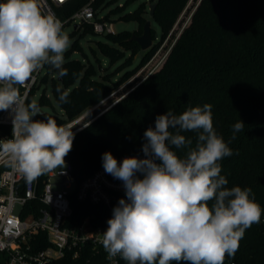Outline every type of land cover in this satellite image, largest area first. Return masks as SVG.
<instances>
[{
  "label": "clouds",
  "instance_id": "1",
  "mask_svg": "<svg viewBox=\"0 0 264 264\" xmlns=\"http://www.w3.org/2000/svg\"><path fill=\"white\" fill-rule=\"evenodd\" d=\"M70 43L61 21L42 12L40 0H0V111L12 113V136L0 140V160L29 183L65 168L74 133L52 118L33 119L40 106L34 100L25 104L18 86L44 65L66 76ZM57 92L67 103L69 93L59 87ZM244 126L239 119L226 142L214 129L211 104L179 115L168 110L145 130L143 158L118 162L111 152L103 153L105 172L122 182L126 197L103 232L107 258L119 256L127 264H224L234 257L246 230L264 213L251 188H229L221 175L219 162L233 155L229 144ZM182 132L197 133L194 147ZM173 148L187 149L185 157Z\"/></svg>",
  "mask_w": 264,
  "mask_h": 264
},
{
  "label": "trees",
  "instance_id": "2",
  "mask_svg": "<svg viewBox=\"0 0 264 264\" xmlns=\"http://www.w3.org/2000/svg\"><path fill=\"white\" fill-rule=\"evenodd\" d=\"M89 1L73 0L69 12ZM136 1L127 0L125 5ZM153 1L156 12L152 21L161 28L162 41L190 0ZM104 2L94 0L93 4L97 9ZM195 9L189 27L180 33L163 67L75 134L65 161L73 166L75 180L80 182L103 167L102 154L105 152H111L116 159L130 154L143 158L144 132L149 127L154 128L156 116L168 110L179 115L190 107L211 104L214 129L226 142L239 119L245 124L244 130L229 144L233 155L219 162L221 175L229 182L227 187L251 188L255 201L264 209V0H200ZM145 12L139 5L135 12L124 16L126 21L137 23L138 35H142L141 26L149 21ZM151 32L154 38L153 27ZM106 37V43L98 44L101 54L111 64L124 60L122 67L131 66L133 62L126 51L135 53L141 48L131 41L132 34L123 31ZM159 43L147 51L142 64L157 51ZM71 47L64 55L63 67L68 70L67 75L59 77L57 70L47 65L55 76L50 78L46 74L39 81L51 84L53 98L62 114L51 115L41 110L35 120L52 118L63 126L106 98L114 88L110 76L98 74V68L77 40ZM73 52H79L82 58L71 59ZM124 81L125 77L120 83H114L115 87ZM58 87L69 93L67 103L60 102ZM36 89L30 93L29 103ZM38 105L52 107L45 91ZM181 134L191 139L195 146L196 132ZM172 150L181 158L187 152V149ZM121 198H126L125 194H116L114 204L117 205ZM72 207L73 223L90 217L94 225H105L110 219L107 209L100 205L74 200ZM232 261L264 264V213L259 223L246 230L235 256L226 257L224 264ZM51 264H105V255L87 247L78 260L68 255Z\"/></svg>",
  "mask_w": 264,
  "mask_h": 264
},
{
  "label": "built area",
  "instance_id": "3",
  "mask_svg": "<svg viewBox=\"0 0 264 264\" xmlns=\"http://www.w3.org/2000/svg\"><path fill=\"white\" fill-rule=\"evenodd\" d=\"M72 1L40 0V3L44 14L61 21L62 29L72 23L77 27L91 24L97 33L115 34L106 19L98 16L94 0L70 13ZM45 66L23 86H18L25 104L39 85ZM77 123L76 120L65 127L72 129ZM11 136L12 113L0 111V140ZM133 156L142 158L130 154L117 160ZM65 164L64 169L57 168L29 183L5 160H0V264H51L68 255L78 260L87 247L97 253L104 252L105 264H127L119 256L112 260L107 258L101 241L108 224L94 225L90 217L72 222L74 200L103 206L111 218L117 206L114 204L116 194H125L122 182L107 174L103 167L76 182L73 166L68 161Z\"/></svg>",
  "mask_w": 264,
  "mask_h": 264
},
{
  "label": "rangeland",
  "instance_id": "4",
  "mask_svg": "<svg viewBox=\"0 0 264 264\" xmlns=\"http://www.w3.org/2000/svg\"><path fill=\"white\" fill-rule=\"evenodd\" d=\"M199 1L200 0H190V2L184 8V11L178 18L177 22L173 25V29L171 30V32L162 41L161 28L152 21L150 8L154 6V14L156 12V2L153 0H137L136 2L128 5H125L127 0H105V2L97 8L98 16L100 18L106 19V22L108 23L109 27L113 29L115 34L97 33L95 29H93V26L91 24L79 26L76 29H74L75 23L64 27L62 31L69 36V39L71 41L70 47L66 50L64 55L71 50L72 43L77 40L83 47L84 52L85 54H87L89 60H91L92 63H94L98 68V74L100 76H110V83L114 88L106 98L91 106L90 109L79 114L77 117H75V119L71 120L63 126H66L77 120L78 123L75 125V127L72 128L73 132L79 129L75 133L77 134L78 132H80V130L90 125L92 121L103 115V113H105L110 107L125 98V95L141 85V83L145 81L149 76L157 73L166 62L165 60L174 47V43L179 37L180 33L185 28L189 27L192 15L196 10L195 8L198 5ZM139 5H141L146 11L145 18L151 22V27H153L154 29V46L161 41L159 43L160 46L157 48V51L143 64L142 58L146 55V53H148V50L144 51L141 48L135 53L126 51V56H131V62H133L131 66L122 67V65L124 64V60L118 61L115 64H111L109 62V59L105 58L101 54L98 44L106 43L108 41L106 37L107 35H116L123 31H129L132 36L138 35L139 28L137 23L134 21H126L124 16L126 14L135 12ZM144 25L145 24L141 26L143 31ZM81 34L83 36H80ZM141 34H143V32ZM70 58L81 59L82 56L79 52H73ZM97 60H99V62ZM46 74H49L50 78L55 76L54 73L49 72L47 66H45L42 70L41 77ZM124 77L125 81L121 85L115 87L114 83H120L122 79H124ZM44 91L47 97L51 99L52 107L42 106L40 109L51 115L62 114L58 103H56L55 98H53L50 83L48 85L39 83L34 95L31 97L30 102L34 100L39 103L40 96Z\"/></svg>",
  "mask_w": 264,
  "mask_h": 264
},
{
  "label": "water",
  "instance_id": "5",
  "mask_svg": "<svg viewBox=\"0 0 264 264\" xmlns=\"http://www.w3.org/2000/svg\"><path fill=\"white\" fill-rule=\"evenodd\" d=\"M151 10V16H154V6L150 8ZM77 28V25L74 26V29ZM144 31L143 34L140 36L133 35L131 38V41L136 42L139 46H141V49L144 51L150 50L154 47L153 44V37L151 33V22L147 21L144 25Z\"/></svg>",
  "mask_w": 264,
  "mask_h": 264
}]
</instances>
